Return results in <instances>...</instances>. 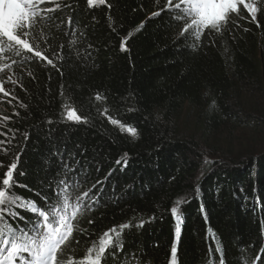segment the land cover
<instances>
[{"label":"trees","instance_id":"16d2710c","mask_svg":"<svg viewBox=\"0 0 264 264\" xmlns=\"http://www.w3.org/2000/svg\"><path fill=\"white\" fill-rule=\"evenodd\" d=\"M56 2L61 10L54 15L65 24L45 32L53 38L46 54L60 53L59 71L29 59L31 53L0 52V79L11 93L1 101L0 115L10 119L0 120V132L10 139L11 128L16 137L12 146H0L10 148L0 162H14L23 150L18 166L27 176L20 183L30 188L44 178L49 150L67 148L90 162L87 186L102 181L107 203L80 220L79 244L73 241L70 250L77 264L105 231L122 224L132 227L124 230L121 264H172L174 245V264H221V257L223 264H255L258 255L264 261V0H247L257 6L256 21L240 6L228 27L205 35L198 48L178 37L179 26L173 31L150 18L156 0H106L91 8L86 0ZM69 15L74 35L66 26ZM65 105L87 122L67 121ZM186 109L200 126L197 136L179 130ZM235 132L253 146L204 158L219 152L217 139L229 142ZM15 191L34 198L28 189ZM177 201L179 220L170 212Z\"/></svg>","mask_w":264,"mask_h":264},{"label":"snow or ice","instance_id":"6c2138e0","mask_svg":"<svg viewBox=\"0 0 264 264\" xmlns=\"http://www.w3.org/2000/svg\"><path fill=\"white\" fill-rule=\"evenodd\" d=\"M86 2L90 8L106 4V0ZM51 3H55V6H45ZM156 3L157 10L152 12L150 18H159L162 25L173 31L179 26L178 37L190 43L192 48L200 47L205 35L222 33L236 18L232 14H239L240 6L247 10L253 21H256L258 11L257 6L247 0H164L163 3L156 0ZM107 6L111 7L110 4ZM64 7L71 5L65 4ZM60 10L61 4L56 0H0V52H11L16 56L24 52L31 53L32 57L29 59L37 58L59 71L57 61L61 59L60 53L53 49L51 58L46 54L53 38L46 34L45 29L60 30L61 25L65 24L64 19L54 15ZM57 19L59 23L56 22ZM66 26L72 29L74 35L76 26L73 15L67 17ZM64 35L68 36L69 33L65 31ZM75 43V40L69 41V44ZM59 47L63 50L65 45L61 44ZM121 50H126V40L121 41ZM28 75L32 76V73L29 72ZM8 82L17 83L11 77ZM4 83L0 79V92L5 96L11 95L5 91ZM12 98L15 99V96ZM96 99L100 100L102 97L97 94ZM20 107L26 106L21 104ZM65 108L64 118L67 121L87 122V118L80 115L76 108L67 105ZM104 114H107L106 109ZM14 115L19 116V113ZM9 119L8 116H0V120ZM109 120L113 124L119 123L111 117ZM48 123L51 124L52 121L49 120ZM126 130L133 136L137 134L134 128ZM8 131L12 132L10 139L7 133L0 132V136L5 137L0 139V146H12L16 139L14 130L9 128ZM23 139L28 140L29 134L25 133ZM76 147L80 149L79 145ZM22 151L14 153V162L7 165L0 162V169L6 168L0 173V264H77L76 256L70 251L72 243L75 241L79 244L78 236L83 231L79 227L81 218L101 206L102 201L107 203L104 201L107 194L104 192L103 182L96 180L88 187L91 178L90 162L78 159L77 153L67 148H57L55 152L49 150V154L45 156L47 168L44 169V178L35 188H30L27 183H20V177L27 176L18 166ZM9 152V147H0V153L7 155ZM79 155L84 156L83 149H80ZM117 163L120 164L121 161L118 160ZM123 165L126 167L127 161H123ZM111 175L110 172L109 176ZM17 187L32 191L34 198L19 195L15 191ZM176 203L177 206L172 207L170 212L179 220V205L182 201ZM87 223L91 225L94 220L89 218ZM144 223L142 220L137 227L142 228ZM130 227L131 224H122L105 231L98 242L87 249L86 256L78 264H108L110 259L121 264V254L125 250L124 238L127 235L124 230ZM179 232L177 227V235ZM176 253L174 245L170 253L172 264ZM255 264H264L259 255Z\"/></svg>","mask_w":264,"mask_h":264},{"label":"rangeland","instance_id":"374dc122","mask_svg":"<svg viewBox=\"0 0 264 264\" xmlns=\"http://www.w3.org/2000/svg\"><path fill=\"white\" fill-rule=\"evenodd\" d=\"M4 89L5 91H7L5 83H4ZM5 98L6 96L4 95V93L0 92V108H1V101H4ZM194 121H195V114H193L192 111H189L186 109L182 117L180 118L179 130L182 133H185L186 135L197 136L200 132L199 130L200 126L198 124L197 125L194 124ZM248 141H249V136L247 137L246 135L235 132L234 138L233 139L231 138L229 142H227L226 139L224 140V137H220L219 139H217V142H216L217 146L214 149L215 150L218 149L219 151L218 153H216L217 150L214 153L211 151H208V152L206 151L207 153L203 154V156L206 160L207 159L217 160L218 158H221L223 156V153L227 154L228 151H230L234 156L239 155L241 152L245 150L246 146L248 149L253 146L252 142L248 143ZM206 148L214 150L211 147H206Z\"/></svg>","mask_w":264,"mask_h":264}]
</instances>
